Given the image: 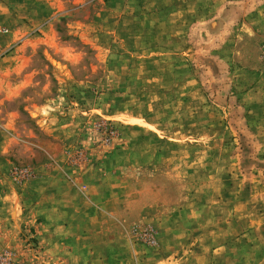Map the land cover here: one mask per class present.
<instances>
[{
  "label": "rangeland",
  "instance_id": "1",
  "mask_svg": "<svg viewBox=\"0 0 264 264\" xmlns=\"http://www.w3.org/2000/svg\"><path fill=\"white\" fill-rule=\"evenodd\" d=\"M40 163L85 211L43 239L14 223ZM3 251L264 264V0H0Z\"/></svg>",
  "mask_w": 264,
  "mask_h": 264
},
{
  "label": "crops",
  "instance_id": "2",
  "mask_svg": "<svg viewBox=\"0 0 264 264\" xmlns=\"http://www.w3.org/2000/svg\"><path fill=\"white\" fill-rule=\"evenodd\" d=\"M5 159V158H4ZM4 165H10L9 160H4ZM36 175L22 184L20 198H31L29 207L23 209V216L15 219L20 227H34L42 231L45 228L53 229L56 225L62 228H69L75 222H82L85 211L79 203H74L77 192L67 178L54 168H49L47 163L38 164ZM73 188L74 190H70ZM49 199H58L57 206L50 205ZM45 208V209H44ZM87 214V213H86ZM43 218L42 225H36L38 219ZM80 224L73 228L80 227Z\"/></svg>",
  "mask_w": 264,
  "mask_h": 264
},
{
  "label": "built area",
  "instance_id": "3",
  "mask_svg": "<svg viewBox=\"0 0 264 264\" xmlns=\"http://www.w3.org/2000/svg\"><path fill=\"white\" fill-rule=\"evenodd\" d=\"M0 264H17L13 261L9 252L3 251L0 252Z\"/></svg>",
  "mask_w": 264,
  "mask_h": 264
}]
</instances>
